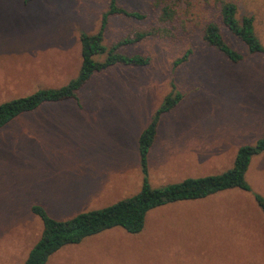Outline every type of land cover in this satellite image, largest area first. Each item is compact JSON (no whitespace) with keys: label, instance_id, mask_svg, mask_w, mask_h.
<instances>
[{"label":"rangeland","instance_id":"374dc122","mask_svg":"<svg viewBox=\"0 0 264 264\" xmlns=\"http://www.w3.org/2000/svg\"><path fill=\"white\" fill-rule=\"evenodd\" d=\"M218 1L115 0L142 18L108 15L102 44L147 34L116 49L146 58L147 65L95 73L76 101L43 104L0 128V264H22L37 242L42 222L32 207L64 221L139 191L137 137L165 97L180 95L159 117L146 155L151 188L221 174L238 148L261 137L264 54H250L221 25ZM223 1L235 6L236 19L252 18L264 48V0ZM108 3L0 0V103L73 79L78 35L99 30ZM163 6L174 15L161 23ZM210 22L239 54L237 62L203 41ZM244 176L249 192L229 189L203 201L152 208L140 232L109 228L61 246L44 264H264V218L251 198L264 197V151L250 158Z\"/></svg>","mask_w":264,"mask_h":264},{"label":"trees","instance_id":"16d2710c","mask_svg":"<svg viewBox=\"0 0 264 264\" xmlns=\"http://www.w3.org/2000/svg\"><path fill=\"white\" fill-rule=\"evenodd\" d=\"M29 1V0H25ZM218 17L221 25L236 39L244 44L250 54H264V48L254 35L251 17H235V6L219 0ZM108 15H121L140 19L138 13H129L115 6V0H109L107 11L101 16L99 30L95 34L79 33L80 65L76 76L59 88L38 89L33 93L0 103V128L13 118L34 111L37 107L47 103H59L65 100L76 101L77 91L99 72L114 66L147 65L148 60L139 55L125 56L116 52L118 46L133 44L143 39L147 34L136 33L132 38H125L110 47L102 44V32ZM174 12L170 7L160 9L159 21H171ZM202 39L209 46L216 49L229 62L235 63L240 59L224 41L219 26L213 22L207 23L202 30ZM187 54L173 62L176 66L185 61ZM180 99V95L165 97L157 108L149 123L137 137V153L141 170L139 191L107 207L79 213L74 217L56 221L46 217L39 207H32L42 222V229L37 242L29 249L22 264H44L47 257L67 244H76L83 238L102 232L109 228L118 227L127 233L140 232L146 213L155 207L178 201L198 200L229 189H239L249 192L244 174L250 158L264 151V132L252 146L237 149L231 168L218 175L188 178L181 182L160 188H151L147 183L146 155L156 136L159 117L173 109ZM253 200L264 216V198L252 194Z\"/></svg>","mask_w":264,"mask_h":264},{"label":"crops","instance_id":"0c3cea01","mask_svg":"<svg viewBox=\"0 0 264 264\" xmlns=\"http://www.w3.org/2000/svg\"><path fill=\"white\" fill-rule=\"evenodd\" d=\"M191 131V130H190ZM202 131V129H193L192 130V132H190V133H194V132H201ZM189 133V134H190ZM214 133V130L213 129H210V134H213ZM154 142V141H153ZM211 142H212V140H211ZM252 158V157H251ZM249 163H250V161H249ZM248 168V167H247ZM214 175H216V174H214ZM245 177V176H244ZM219 193H221V192H219ZM253 194H257V193H253ZM259 195V194H258ZM261 196V195H260ZM208 197V196H207ZM207 197H205V198H202V199H198V200H188L187 202H194V201H203V200H205ZM262 197V196H261ZM251 198H252V200H253V197L251 196ZM264 198V197H263ZM178 202H180V201H178ZM253 202H254V200H253ZM254 204H255V202H254ZM256 205V204H255ZM256 207H257V205H256ZM258 208V207H257ZM259 209V208H258ZM259 211H260V209H259ZM260 213H261V211H260ZM262 214V213H261ZM262 217L264 218V216L262 215ZM145 218V217H144ZM260 224H258L256 227L259 229V226ZM261 227L262 228H264V224L263 225H261ZM228 241H232V240H230V239H228L226 242H228Z\"/></svg>","mask_w":264,"mask_h":264}]
</instances>
